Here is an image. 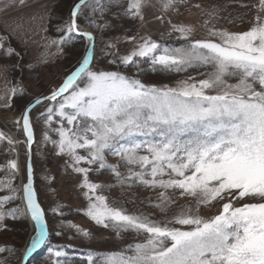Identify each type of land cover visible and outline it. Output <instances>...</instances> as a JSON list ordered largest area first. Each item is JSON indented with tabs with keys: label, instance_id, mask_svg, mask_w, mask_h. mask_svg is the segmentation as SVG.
<instances>
[{
	"label": "snow or ice",
	"instance_id": "6c2138e0",
	"mask_svg": "<svg viewBox=\"0 0 264 264\" xmlns=\"http://www.w3.org/2000/svg\"><path fill=\"white\" fill-rule=\"evenodd\" d=\"M109 2L121 6L123 15L143 20L146 0H127L126 7L122 0ZM160 3L166 12L175 7L176 0ZM82 6H88L86 0L73 7L60 29L64 34L53 43H70L76 33L86 38L88 46L79 66L59 88L43 97L55 106H49L42 116L49 124L54 116L59 118V140L54 143L61 154L70 156L73 170L83 177L80 187L86 189L89 202L86 215L97 225L111 227L118 236L128 231L143 236L121 253L95 254L101 257L99 261L89 252L87 264H264V17L257 15L242 32L213 26L208 33L214 39H192L191 26L173 25L172 30L185 41L180 47L141 37L127 54L109 60L124 67L147 62L153 71L209 69L200 73L204 78L189 75L175 87H161L120 71L92 69L95 37L77 23ZM97 7L103 12L106 6L96 0L93 11ZM260 7L264 9V0ZM90 23L95 25V21ZM230 79L236 82L229 83ZM11 91L14 95L17 89ZM22 127L30 148L33 131L28 111L22 116ZM5 139L9 145L14 143L0 132V141ZM106 153L119 157V163L109 164ZM82 164L109 169L121 185L139 183L155 191L152 206L161 212L167 213L176 204L177 194L190 198L189 202L163 220L151 214H129L97 194L105 186L91 182V169ZM121 165L126 172L120 170ZM8 167L13 173L19 171L16 160L8 161ZM2 187L18 191L11 180L0 181ZM23 192L26 211L35 225L27 248L30 254L47 236L31 163ZM14 198L0 197V226L6 217L17 218L19 209L5 211V204ZM213 207L215 214H202ZM84 235L89 233L84 231ZM65 255L55 251L56 257Z\"/></svg>",
	"mask_w": 264,
	"mask_h": 264
},
{
	"label": "rangeland",
	"instance_id": "374dc122",
	"mask_svg": "<svg viewBox=\"0 0 264 264\" xmlns=\"http://www.w3.org/2000/svg\"><path fill=\"white\" fill-rule=\"evenodd\" d=\"M78 2L24 0L21 4L20 0H0V132L17 144V147L9 145L7 139L0 141V181L6 184L11 180L12 187L18 190L12 192L2 187L0 197H15L5 204V211L13 208L20 210L17 218L6 217L4 226H0V248L5 249L0 252V264H21L35 235V229L26 218L28 213L23 192V185L27 183L29 157L33 187L49 226L48 247L30 264H56L57 260L63 264H87L89 252L94 254L95 261H99L101 257L95 254L121 253L128 245L143 239L134 231L121 232L118 236L111 227L97 225L86 215L89 202L84 196L86 189L80 187L83 177L73 170L70 156L61 154L54 143L59 140L56 131L61 126L59 118L54 116L49 124L42 116L49 106H55V102L42 103L30 113L35 135L31 149H28L23 131L22 116L27 108L59 88L79 66L85 54L89 42L77 38L75 33L70 43H53L64 34L60 29L70 19L71 11ZM122 2L126 7L127 0ZM99 3L106 6L103 12L98 7L93 11L92 5L96 4V0H90L87 7L82 6L77 18L79 27L92 32L96 38L92 69L120 71L140 79L144 84L161 87H175L189 75L204 78L200 73L209 69H189L180 73L153 71L147 62L124 67L119 62L110 64L109 60L127 54L141 37H151L164 46L180 47L185 41L178 38L180 34L172 30L173 25L191 26L192 39H214L208 33L213 26L242 32L251 26L257 15L264 17L260 0H176L175 7L166 12L161 8L160 0H146L142 9L143 20L123 15V8L115 2L99 0ZM242 4L246 6L242 7ZM90 21H95V25ZM205 21H208L207 25ZM128 37H136V40L130 41ZM108 44H114L115 48H106ZM8 49H12L11 54ZM106 52L109 54L106 55ZM235 82L234 79L229 80V83ZM13 88L17 89L14 95L11 91ZM17 120H20V124L16 123ZM65 127L68 126L65 124ZM79 151L81 155L85 154L83 150ZM10 160L18 161V172L10 170ZM106 160L109 164L119 163V157L110 153H106ZM81 166L91 169L88 174L91 182L105 186L97 194L105 195L110 204L126 209L129 214H151V218L163 220L166 215L176 213L179 206L187 204L190 199L177 194L174 197L176 204L167 213L161 212L152 206L156 202L155 191L139 183L121 185L107 168L87 164ZM120 170L126 172L123 165ZM150 199L152 203H149ZM216 211L213 207L211 211L205 209L202 214L210 216ZM84 231L89 235H84ZM57 250L66 255L56 257Z\"/></svg>",
	"mask_w": 264,
	"mask_h": 264
},
{
	"label": "water",
	"instance_id": "95a60500",
	"mask_svg": "<svg viewBox=\"0 0 264 264\" xmlns=\"http://www.w3.org/2000/svg\"><path fill=\"white\" fill-rule=\"evenodd\" d=\"M89 0H86V3L88 2ZM82 37V36H81ZM42 102H44L45 100H41ZM41 102V103H42ZM36 105H38V104H33L29 109H28V114H29V112L36 106ZM33 143H34V138H33ZM32 143V144H33ZM32 146V145H31ZM29 163H31V157H29ZM28 163V164H29ZM31 166H32V163H31ZM45 244V243H44ZM44 244H42L40 247H38V248H36L34 251H32L30 254H28L27 256H25V258H24V261H23V264H28V262H29V260H30V258H32V257H34V256H36L37 255V253L43 248V246H44Z\"/></svg>",
	"mask_w": 264,
	"mask_h": 264
},
{
	"label": "bare ground",
	"instance_id": "6f19581e",
	"mask_svg": "<svg viewBox=\"0 0 264 264\" xmlns=\"http://www.w3.org/2000/svg\"><path fill=\"white\" fill-rule=\"evenodd\" d=\"M17 143H18V142H17ZM19 144H20V143H19ZM16 147H17V146H16ZM16 147H15V148H16ZM17 162H18V161H17ZM28 217H29L30 221H32V220H31V217H30V214H28ZM32 222H33V221H32Z\"/></svg>",
	"mask_w": 264,
	"mask_h": 264
},
{
	"label": "trees",
	"instance_id": "16d2710c",
	"mask_svg": "<svg viewBox=\"0 0 264 264\" xmlns=\"http://www.w3.org/2000/svg\"><path fill=\"white\" fill-rule=\"evenodd\" d=\"M41 105V104H40ZM137 184V183H136Z\"/></svg>",
	"mask_w": 264,
	"mask_h": 264
}]
</instances>
